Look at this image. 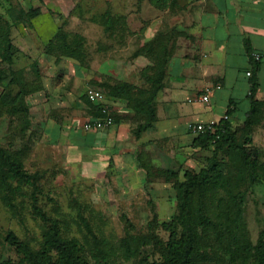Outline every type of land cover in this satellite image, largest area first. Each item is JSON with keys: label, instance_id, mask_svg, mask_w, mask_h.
Returning <instances> with one entry per match:
<instances>
[{"label": "rangeland", "instance_id": "obj_1", "mask_svg": "<svg viewBox=\"0 0 264 264\" xmlns=\"http://www.w3.org/2000/svg\"><path fill=\"white\" fill-rule=\"evenodd\" d=\"M148 1L153 6L152 14L142 16L138 11L128 14L122 8L121 0H116L115 4L113 1L108 4L106 0H63L52 4L47 0L38 16L29 20L20 0H0V15L9 22L10 39L18 50L14 69L22 73L23 81L36 80L40 85V90L26 100L36 108L40 106L39 102H43L48 93L44 91L45 87L58 95L72 90L81 101L86 99V90H99L114 123L123 117L117 114L121 106L128 112L126 119L134 130L141 121L126 101L109 97L105 85L128 84L136 91L148 87L154 56L150 53V44L158 34H170L166 29L167 20L164 26L156 21L162 7L155 8V1ZM12 15L17 19L16 23L12 22ZM58 33L66 34L67 43L72 46L80 44L81 59L47 54L46 46ZM166 50H170L168 45ZM37 72L39 78H36ZM12 87L13 91L17 90L16 85ZM255 98L262 103V108L258 123L250 134L241 133L242 120L232 126L237 129L238 142L249 140L246 148L253 161L236 194L240 208L237 231L251 246L264 238V80ZM42 107L37 109L42 112ZM113 107L116 111L112 110ZM7 123L8 119L0 116V143L3 146L13 139ZM42 131L40 124L31 118L27 135L33 133L30 138L33 147L25 160V168L30 172L44 173L39 182L42 190L37 196V205L50 221L45 222L32 214L27 197H22L23 201L21 198L15 200L18 206L15 213L0 202V263L15 258V253L4 242L9 232L36 250L42 243L43 232L55 222L62 237L77 241L89 264H107L104 260L92 258L94 242L79 224L77 212L80 210L97 239L106 246V262L138 264V258L125 261L120 257V239L126 234L137 236L144 242L140 248L141 256L156 254V241L164 243L168 239V233L160 224L177 213V185L184 181V174H198L212 162L220 165L223 171L226 169L227 158L221 151L193 149L190 139L187 144L163 139L152 151L145 152L148 157L144 160L152 166L150 176L139 167L138 173L135 169L131 173L126 166L114 168L110 165L102 177L86 178L80 164L78 166V154L73 147L67 141L58 145L44 142ZM20 144V140L14 138L10 148L16 150ZM136 163L139 164L137 160ZM161 171L177 172L178 177L166 179ZM219 198L225 199V196L221 194ZM210 239L213 243L211 233ZM205 250L213 260L203 264H255L253 257H239L236 253L228 255L217 248Z\"/></svg>", "mask_w": 264, "mask_h": 264}, {"label": "trees", "instance_id": "obj_2", "mask_svg": "<svg viewBox=\"0 0 264 264\" xmlns=\"http://www.w3.org/2000/svg\"><path fill=\"white\" fill-rule=\"evenodd\" d=\"M38 9H30L25 12V17L31 20L38 16ZM12 22L17 19L11 16ZM170 35L158 34L150 44V53H153L152 73L148 77V87L136 91L131 85L118 83L113 86L105 85L108 96L119 98L127 102L133 114L141 121L133 130V135L138 139L144 132L153 127L156 122L155 98L162 87L166 75L168 58L171 51L166 50ZM46 52L54 57H68L81 59L80 44L72 46L67 43L66 34L58 33L46 46ZM18 50L10 39V24L0 15V116L8 119V130L11 137L20 140L18 149H11L12 141L7 146L0 143V202L12 213L18 209L17 198L27 197L31 212L34 216L50 221L44 211L37 205V196L41 193L40 180L44 173L30 172L25 168V160L33 147L31 136L27 135L31 127L29 114L30 103L26 98L40 90L37 82L23 81L22 73L14 69V60ZM254 69H258V61L254 62ZM37 71V70H36ZM251 75V72H250ZM10 78L7 83L4 82ZM36 78H39L38 72ZM250 78V92L247 96L248 111L242 120L241 133L249 135L253 126L258 123L262 103L255 96L259 88L258 80L254 76ZM16 85L17 90L13 91ZM85 103L90 108L93 116H100L98 108L87 99ZM229 115V111H228ZM223 132L216 135L208 133L193 139L194 149L214 148L221 151L227 158L226 169L223 171L220 165L211 163L198 174L185 173L184 181L178 183V207L177 213L167 222L160 224L168 233V239L162 243L156 241V254L141 256V238L126 234L119 241L120 257L129 261L138 258V264H203L213 260L206 248H217L221 252L237 256L253 257L255 264H264V238H260L255 246H251L242 233H238L240 208L237 202V193L244 180L246 171L252 165L251 155L246 148V143L238 142L237 129L229 122L221 121ZM10 145V146H9ZM148 155L142 150L136 154L138 167L145 169L150 176L152 166L146 161ZM141 162V163H140ZM166 179H177V172L161 171ZM25 190H29V194ZM224 195L225 199L219 198ZM23 201V199L21 200ZM79 224L91 236L94 242L95 252L93 259L106 262L108 252L106 246L97 239L87 219L81 211L77 212ZM213 234V243L210 239ZM4 242L15 253V258H8L0 264H89L81 254L77 241L66 239L60 235L57 225H51L43 232V240L38 249L34 250L30 245L19 240L9 232ZM150 258V259H149Z\"/></svg>", "mask_w": 264, "mask_h": 264}, {"label": "crops", "instance_id": "obj_3", "mask_svg": "<svg viewBox=\"0 0 264 264\" xmlns=\"http://www.w3.org/2000/svg\"><path fill=\"white\" fill-rule=\"evenodd\" d=\"M46 1L20 0V3L28 11L44 9ZM48 1L53 4L63 0ZM121 1L128 14L136 11L142 16L152 14L153 6L148 0ZM154 1L155 8L163 9L156 21L164 26L167 20L171 54L155 98L156 122L151 129L136 139L133 125L126 119L129 114L120 106L117 114L123 116L121 120L107 129L85 132L82 124L93 115L72 90L58 95L45 87L48 93L39 102L42 112L37 109L40 104L37 108L30 104V116L43 129L44 142L58 145L67 141L78 154L77 163L86 178L102 177L110 165L126 166L128 171L135 169L138 173L137 150L152 151L163 139L179 144H187L189 139L193 142L187 132L190 123L216 120L234 126L244 119L249 108V77L255 74L259 85L264 80V0ZM253 54L259 57L258 69L253 68ZM206 89L209 100L202 103L199 97ZM259 89L260 86L255 97ZM112 110L116 111V107Z\"/></svg>", "mask_w": 264, "mask_h": 264}, {"label": "built area", "instance_id": "obj_4", "mask_svg": "<svg viewBox=\"0 0 264 264\" xmlns=\"http://www.w3.org/2000/svg\"><path fill=\"white\" fill-rule=\"evenodd\" d=\"M254 61H258L259 57L256 54L252 55ZM246 76H250V72H246ZM86 99L98 108L100 116L89 117L83 124L82 129L85 132L99 131L107 129L114 124V121L109 113L108 106L103 103L104 96L99 90L88 89L85 92ZM209 100V89L205 90V93L199 97V101L207 103ZM218 131L223 132V125L216 120H211L206 123H190L187 126V132L194 136V138L203 135L210 134L216 135Z\"/></svg>", "mask_w": 264, "mask_h": 264}]
</instances>
